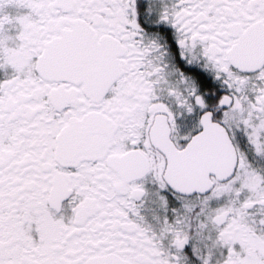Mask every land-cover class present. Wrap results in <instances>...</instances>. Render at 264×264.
Wrapping results in <instances>:
<instances>
[{"label":"snow or ice","instance_id":"1","mask_svg":"<svg viewBox=\"0 0 264 264\" xmlns=\"http://www.w3.org/2000/svg\"><path fill=\"white\" fill-rule=\"evenodd\" d=\"M0 264H264V0H0Z\"/></svg>","mask_w":264,"mask_h":264}]
</instances>
